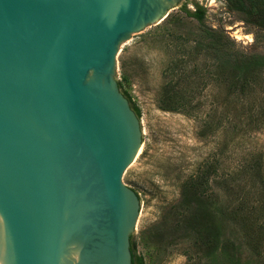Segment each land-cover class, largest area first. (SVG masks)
Returning a JSON list of instances; mask_svg holds the SVG:
<instances>
[{
  "label": "water",
  "instance_id": "95a60500",
  "mask_svg": "<svg viewBox=\"0 0 264 264\" xmlns=\"http://www.w3.org/2000/svg\"><path fill=\"white\" fill-rule=\"evenodd\" d=\"M183 0H0V264H132L143 148L121 47Z\"/></svg>",
  "mask_w": 264,
  "mask_h": 264
},
{
  "label": "rangeland",
  "instance_id": "374dc122",
  "mask_svg": "<svg viewBox=\"0 0 264 264\" xmlns=\"http://www.w3.org/2000/svg\"><path fill=\"white\" fill-rule=\"evenodd\" d=\"M196 5L206 10L204 28L228 40L234 54L264 58V29L224 0H183L167 23L121 47L119 81L143 129L142 151L123 177L141 201L137 253L145 264H211L190 222L200 210L181 207L185 185L208 174L209 209L229 217L223 242L240 248L243 263L264 264V69L245 89H230L220 72L224 53L184 12ZM167 93L187 109L166 111Z\"/></svg>",
  "mask_w": 264,
  "mask_h": 264
},
{
  "label": "trees",
  "instance_id": "16d2710c",
  "mask_svg": "<svg viewBox=\"0 0 264 264\" xmlns=\"http://www.w3.org/2000/svg\"><path fill=\"white\" fill-rule=\"evenodd\" d=\"M233 10L248 15L253 19V23L264 29V0H224ZM184 12L200 26L206 38L210 39L213 50L220 51L224 60L220 67V72L225 80L230 83V89L241 86L246 88L248 78L253 72L264 69V58L239 56L233 53V46L228 43L218 32H209L204 28L206 10L196 5L195 12L184 9ZM167 23V21H165ZM120 89L122 86L119 83ZM124 96L129 100L132 109L141 119V113L134 106L131 98L127 93ZM164 109L171 112L185 111L188 102L185 99L171 97L167 93L166 99L162 102ZM213 169V168H209ZM209 185V176L204 174L197 176L190 183L185 185L184 195L182 199V209L186 212L191 211V207L200 210L197 215L191 216V224L193 231L198 237V245L201 249L206 250V259L213 264L216 260L223 261V264H245L241 260L240 248L235 243L223 242L221 229L228 221L225 212H213L209 209L208 199L205 198V187ZM239 214H236V217ZM132 264H145V260L137 253V245L134 236L131 237Z\"/></svg>",
  "mask_w": 264,
  "mask_h": 264
}]
</instances>
